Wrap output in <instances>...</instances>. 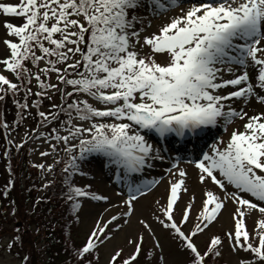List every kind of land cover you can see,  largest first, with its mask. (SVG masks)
Listing matches in <instances>:
<instances>
[{
	"label": "snow or ice",
	"instance_id": "6c2138e0",
	"mask_svg": "<svg viewBox=\"0 0 264 264\" xmlns=\"http://www.w3.org/2000/svg\"><path fill=\"white\" fill-rule=\"evenodd\" d=\"M0 27V135L10 176L0 198L15 188L13 150L35 154L30 165L41 189L59 182L72 217L65 264H100L101 247L126 228L107 264H177L157 229L185 257L182 264H264V0H0ZM236 121L227 140L187 161L198 170L192 191L176 159L163 203L157 199L150 217L133 226L136 202L160 183L134 177L169 152L149 134L201 139ZM93 160L126 188L116 193L126 196L122 205H111L126 210L106 219L105 209L76 246L70 225L80 222L83 202H109L74 179L88 177ZM229 203L231 226L209 234ZM18 213L10 200L3 216ZM26 237V228L13 227L0 243L2 264H51L38 258L48 246Z\"/></svg>",
	"mask_w": 264,
	"mask_h": 264
},
{
	"label": "rangeland",
	"instance_id": "374dc122",
	"mask_svg": "<svg viewBox=\"0 0 264 264\" xmlns=\"http://www.w3.org/2000/svg\"><path fill=\"white\" fill-rule=\"evenodd\" d=\"M173 13H170L169 15H172ZM18 22V21H17ZM161 20L156 19L153 22V27H156L160 24ZM3 34V28L0 27V35ZM2 46V45H0ZM9 121H11L9 119ZM239 121H236L233 125L229 126L228 131L225 132L222 127L220 128L219 138L223 137L225 140L228 139L233 127H235V124H238ZM222 125V123H221ZM222 128V129H221ZM22 131V130H21ZM211 129L208 131V133H211ZM218 138V139H219ZM150 139V138H149ZM151 142L155 143L152 139H150ZM215 141V139H214ZM212 141V143L214 142ZM202 145V143H200ZM208 150V149H207ZM1 147H0V153H1ZM167 154L166 159L163 162L157 161L155 162V166L152 169H149L145 173L144 180H152V179H158L160 180V183L157 184L155 187L152 188L150 192H148L145 196L141 197L138 202L135 204L136 212L134 213L133 217L131 218V223L133 226H136V220L137 217H143V218H149L152 210L155 208V201L157 199H160L163 203V198L167 194V187H168V180L171 179L167 173V169L170 167V163L167 162ZM38 160V157L33 154L30 156L31 162H36ZM193 160L192 158L188 160H180V167L185 168L189 173V188L190 192L192 191L193 186L196 185L197 181V169L194 167V164H189L187 161ZM93 170L89 171L88 177H75V181L79 185L84 184H91L93 187V190L96 191L98 194L106 195L109 197V202L104 201H88L85 200L83 202V208L81 211V219L79 223H72L71 224V241L76 246H79L83 244V242L86 240L87 235L89 231L91 230L92 226L94 225L97 216L100 213H103L105 209H110L109 212L105 214V218L107 219L108 216L115 214L117 211H124L123 207L121 208H112L111 205L113 203L122 205L123 199L126 198V196H117L116 193L121 192L122 190L126 193V188H124L123 184L118 181L111 180L112 172L113 170H103L100 165H97L92 168ZM163 177V179H160ZM143 181V179L138 180L137 182ZM8 182V173L6 170V160H3L0 158V191L3 190L4 186ZM23 182L25 183L24 187L27 186L26 179H23ZM44 183L41 179L38 180V186H40V195L43 192L41 189V185ZM197 193V201L196 205L194 207L193 215H195V212L198 211L200 207V189H196ZM188 196H185L183 198V201L181 202V207H183V203L188 200ZM34 199L27 202V207L25 205L24 209L21 210L22 214L18 215L15 220H13L12 216L9 215L7 218H5L2 214H0V243L4 242V240L11 235L12 229L17 224L21 227H24L28 231V237L26 239H31V237H35V242H37L42 248L47 245V251L45 253L37 254L34 251V256L38 255V258L41 260H47L48 257V249L50 250V255L55 252L56 250L63 249L60 248L59 245L56 243V238L53 237L50 227L49 219L43 215L45 212V205H41L40 212L39 213H33L32 208L34 206ZM27 208V210H26ZM233 205L231 203L228 204L226 210L223 212V215L219 218V221L215 223L209 234L211 233H219L223 230L227 229L231 226V212H232ZM4 211V210H3ZM2 211V212H3ZM21 218V219H20ZM42 226V228L40 227ZM191 226V225H189ZM251 226V225H250ZM41 228L42 230L37 233L36 229ZM159 235L161 236V239L164 242L165 245V253L169 256L170 259H174L177 264H182V262L185 260V257L177 252V246L171 241V239L167 236L166 233L163 231L157 229ZM128 229L126 228L124 231L117 233L113 240L108 241L105 245H103L100 249V264H107V260L110 257V255L114 252L116 246L123 245L124 244V237L127 234ZM35 234V235H34ZM208 238L207 235L201 236L199 239L203 243ZM32 240V239H31ZM34 241V240H33ZM127 251V249H126ZM62 256V254L57 255V257ZM5 260H10L9 257H5ZM225 259L229 261H234V257H231L227 250H225ZM55 261V260H54ZM52 262V260H51ZM56 262V261H55ZM0 264H2V261H0Z\"/></svg>",
	"mask_w": 264,
	"mask_h": 264
},
{
	"label": "trees",
	"instance_id": "16d2710c",
	"mask_svg": "<svg viewBox=\"0 0 264 264\" xmlns=\"http://www.w3.org/2000/svg\"><path fill=\"white\" fill-rule=\"evenodd\" d=\"M6 107L8 109L6 113L7 119L12 120L15 113V109L11 106L10 103ZM5 143H6L5 137L3 135H0V147L2 151L0 153V158L6 160V170H7L8 159L3 156V147H2ZM30 162H31L30 156L27 152H25L23 155H18L13 150L11 163L14 170L13 175L15 176L16 184H15V188L10 192L9 197L0 198V214L2 216L3 214L2 211L9 206L10 200L16 201L17 205L19 206L18 215H21L22 214L21 210L24 209L25 205L27 207V202L33 199L34 201H36L37 198L42 197L43 199L41 203L38 206H36L35 210H33L32 208V211L33 213L41 214L42 213L40 212L41 205L42 204L45 205L46 210L43 215H45L49 219L48 221L51 223L50 224V227L52 229L51 233L53 237L57 239L56 243L59 245L60 248H63L56 250L51 255H50V250L48 249L47 260H52L51 264H65V261L71 260V257L64 251L66 230L69 227L68 222L72 219V217L67 211L68 205L65 203L64 199L62 198L59 182L57 183L56 187L49 188L48 190H45L42 196L36 197L40 189V186H38L39 172L38 170L31 167ZM8 179H10L9 173H8ZM23 179H26L27 181L26 187H24L25 183L23 182ZM40 227L42 228V226ZM70 231H71V225H70ZM35 237H31V239L35 241ZM71 243L73 242L71 241ZM59 254H62V256L57 257V255Z\"/></svg>",
	"mask_w": 264,
	"mask_h": 264
},
{
	"label": "bare ground",
	"instance_id": "6f19581e",
	"mask_svg": "<svg viewBox=\"0 0 264 264\" xmlns=\"http://www.w3.org/2000/svg\"><path fill=\"white\" fill-rule=\"evenodd\" d=\"M0 48H2V46H0Z\"/></svg>",
	"mask_w": 264,
	"mask_h": 264
}]
</instances>
